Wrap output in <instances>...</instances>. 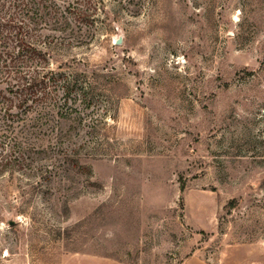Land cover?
Listing matches in <instances>:
<instances>
[{
	"label": "rangeland",
	"instance_id": "374dc122",
	"mask_svg": "<svg viewBox=\"0 0 264 264\" xmlns=\"http://www.w3.org/2000/svg\"><path fill=\"white\" fill-rule=\"evenodd\" d=\"M103 7L63 53L117 80L93 154L0 138V264H264V0Z\"/></svg>",
	"mask_w": 264,
	"mask_h": 264
},
{
	"label": "trees",
	"instance_id": "16d2710c",
	"mask_svg": "<svg viewBox=\"0 0 264 264\" xmlns=\"http://www.w3.org/2000/svg\"><path fill=\"white\" fill-rule=\"evenodd\" d=\"M104 4L0 0V86L6 83L0 88V138L14 141L22 154L32 146L35 159L52 163L51 171L45 166L50 175L60 176L56 165L61 160L79 166L81 155L93 154L87 148L96 142L103 122L97 101L112 94L117 83L108 70L85 63L82 68L81 62L63 54L93 42L88 26L99 10L105 12ZM85 129L90 140L84 137Z\"/></svg>",
	"mask_w": 264,
	"mask_h": 264
},
{
	"label": "crops",
	"instance_id": "0c3cea01",
	"mask_svg": "<svg viewBox=\"0 0 264 264\" xmlns=\"http://www.w3.org/2000/svg\"><path fill=\"white\" fill-rule=\"evenodd\" d=\"M184 264H211V263L203 260L198 255H193V256L187 258L185 260Z\"/></svg>",
	"mask_w": 264,
	"mask_h": 264
},
{
	"label": "water",
	"instance_id": "95a60500",
	"mask_svg": "<svg viewBox=\"0 0 264 264\" xmlns=\"http://www.w3.org/2000/svg\"><path fill=\"white\" fill-rule=\"evenodd\" d=\"M121 42H122V36H119V37L115 40V44L120 45ZM11 223H13V222L11 221Z\"/></svg>",
	"mask_w": 264,
	"mask_h": 264
}]
</instances>
